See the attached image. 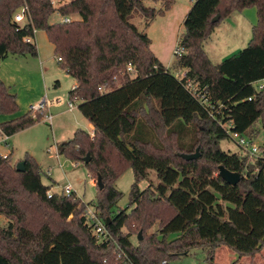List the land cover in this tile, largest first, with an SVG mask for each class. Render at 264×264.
I'll use <instances>...</instances> for the list:
<instances>
[{
  "label": "trees",
  "instance_id": "obj_1",
  "mask_svg": "<svg viewBox=\"0 0 264 264\" xmlns=\"http://www.w3.org/2000/svg\"><path fill=\"white\" fill-rule=\"evenodd\" d=\"M146 2L161 7H147ZM175 4L176 0H71L55 8L53 0H0V65L9 55L36 57L37 45L26 40L35 38L34 30L45 31L63 60L62 69L76 80L70 100L80 103L95 134L77 130L58 145V152L83 163L89 156L84 164L90 177L101 176L105 186L100 190L96 185L95 208L131 262L118 258L114 242L96 239L85 218L91 204L77 195L49 197L52 189L43 184L31 157L20 173L11 165V155L0 154V215L7 220L0 227V264H161L195 249L204 250L214 263L221 247L240 258L264 251V147L263 157L249 163L220 146L231 139L229 130L253 137L257 122L264 127V90L253 86L264 80V0H196L178 42L186 54L167 68L152 51L149 36L130 18L137 13L149 26ZM24 7L29 10L26 21L18 24L15 15ZM250 7L257 9L258 23L249 46L213 64L204 43L222 21ZM55 13L63 18L76 14L80 20L51 24ZM218 15L220 20L213 22ZM129 64L133 73L126 72ZM121 68L135 78L119 82ZM175 69L186 71L185 77H177ZM188 84L197 87L200 98ZM18 112L17 96L0 79V115ZM31 113L1 124L0 130L12 137L46 115ZM189 131L188 153L200 146L202 154L192 161L179 155L184 153L180 138ZM162 134L175 139V146L166 145ZM129 166L135 174L129 207L113 215L122 199L116 182ZM220 166L240 173L242 180L229 185L219 176ZM150 171L156 172L159 184L141 190L139 183L149 179ZM56 217L58 229L53 226ZM155 226L158 230L151 232ZM124 228H138L143 240L137 237L134 245Z\"/></svg>",
  "mask_w": 264,
  "mask_h": 264
},
{
  "label": "rangeland",
  "instance_id": "obj_2",
  "mask_svg": "<svg viewBox=\"0 0 264 264\" xmlns=\"http://www.w3.org/2000/svg\"><path fill=\"white\" fill-rule=\"evenodd\" d=\"M71 0H54L55 8L69 3ZM177 7L174 15L169 20L156 19L147 26V20L141 15L135 13L130 18L141 32L146 33L153 41L152 51L156 54L158 59L167 65L174 59V50L176 44L184 33V20L190 10H185V6L190 0H176ZM147 7H155L151 2H146ZM245 12V13H244ZM238 23L233 21L231 24L228 20L222 21L212 32L209 39L204 43V49L208 54L213 64L218 65L227 58L232 57L239 51L247 48L253 38V27L258 23V12L255 7L245 9L243 12L234 13ZM246 16V19L244 17ZM75 20L79 21L80 17L76 14L71 15ZM63 17L58 13L52 15L50 19L51 24L62 22ZM243 21V22H242ZM242 22V23H241ZM235 24V26H233ZM36 43L38 55L33 57L27 55L24 57L26 65V73L22 82L16 83L19 87L20 97L18 99L19 112L14 115H0L1 118L6 116L14 119L20 118L29 112L36 117L39 111L33 110L35 107L34 98L42 97L38 104L45 103L46 114L54 117L53 126L46 122V115L41 116L40 119L36 117V124L24 131H21L8 140V145L4 144L7 137L0 133V153L2 155L10 153L11 165L16 167L20 162L26 161L31 157L39 166L42 182L45 186L57 193L62 194L63 188L71 185L76 191V195L81 198L86 204H94L97 201L98 189L97 186L92 185L90 177V169L80 161H73L66 156L60 155L58 152V145L69 138H72V131L83 130L91 131L90 122L82 115L79 109V102L77 108L70 112L68 111V102L70 101L69 93L74 88L76 80L69 76L65 70L62 69L61 64L57 62V55L47 38L45 31H37ZM40 61H44V68L46 69L44 76L42 75ZM166 67V66H165ZM41 71V72H40ZM176 76L184 77L186 71L175 69L173 70ZM118 76L121 78L119 82L124 79H134L135 75L126 74L125 70L121 68ZM59 83V84H58ZM264 84V80L258 85ZM29 88V89H28ZM31 94V95H30ZM20 99H22L20 101ZM60 101L59 105L56 104ZM33 103V104H32ZM2 123L0 122V125ZM255 135L252 138L253 143L260 148L264 147V127L261 121L257 122L253 131ZM192 134L182 136L179 143V148L184 151L182 154H190L187 148L191 141ZM247 136V134L245 135ZM162 139L168 146H175V139H165L162 134ZM221 149L231 153L241 155V148L232 140H223L220 143ZM51 149V152L49 151ZM200 146L196 148L193 154H196ZM172 153V148H171ZM176 151V150H175ZM199 157V158H200ZM114 162H117L113 159ZM250 163L251 161L248 160ZM72 163H77L78 166L73 167ZM62 165V166H61ZM51 172L49 175L48 173ZM95 180V179H94ZM135 182V174L133 169L129 166L116 182V188L122 193V199L113 209V215L118 212L127 210L129 207V199L132 185ZM149 184L157 186L159 184L157 174L155 171H150L149 179L139 183L140 189H146ZM51 190V192H52ZM54 192H52L54 194ZM6 218L0 215V227L6 225ZM71 221V218L68 220ZM53 226L60 228V219H54ZM158 230V226L152 228L151 232ZM124 234L131 232V241L134 245L138 244L137 237L140 233L138 228H131V230L124 228ZM168 261V260H167ZM169 262V261H168ZM170 264H264V251L254 257L240 258L239 254L227 247L219 248L215 253L214 263L208 261V256L202 249H195L190 252L188 256L179 257L169 262Z\"/></svg>",
  "mask_w": 264,
  "mask_h": 264
},
{
  "label": "built area",
  "instance_id": "obj_3",
  "mask_svg": "<svg viewBox=\"0 0 264 264\" xmlns=\"http://www.w3.org/2000/svg\"><path fill=\"white\" fill-rule=\"evenodd\" d=\"M28 8L24 7L21 10L18 11V13L15 15V21L18 24L24 23L26 21V15L28 14ZM64 23H70L71 20L69 18H64L63 20ZM37 31L34 30V33H36ZM27 42H32L31 39H27ZM174 58L177 57H181L183 55L186 54V50L181 47L179 45V43L177 44L174 52ZM62 58L58 57L57 58V62L58 63H62ZM126 72L127 73H133L134 72V68L132 66V64H129L128 67L126 68ZM179 77V76H177ZM185 77V75H184ZM184 77L180 78L183 79ZM261 81L255 83L253 86L257 91H263L264 90V84L262 85H258ZM188 87L191 89L192 93L194 96H196L197 98H200V93L198 92V89L196 86L188 84ZM102 92L104 90L100 89ZM252 99L250 98L249 101H251ZM202 101L204 104L209 105L207 103V100L205 99V97L202 98ZM60 101L58 100L56 102L57 105H59ZM218 109H222V105H218ZM77 108L76 104L74 101H69L68 102V110L70 112L74 111ZM33 110L35 111H39V112H44L46 113V107H45V103L39 104L37 106H35L33 108ZM46 120L49 121L52 125V121H53V116L52 115H48L46 114ZM0 133H3L0 130ZM4 134V133H3ZM91 137H94V132L89 133ZM229 134L232 140H234L238 146L241 148V157H245L248 160H250V163L255 162L256 160H258L259 158L263 157V151L261 150L260 147H258L257 145H255L253 143V140L251 137L249 136H244V135H240L237 133H233L229 130ZM5 142H8V137L5 138L4 140ZM49 151L51 152V149H49ZM8 155H4V158H7ZM62 166V165H61ZM73 167L78 166L77 163H72ZM49 175L51 174V172L48 173ZM92 179V178H91ZM94 186L97 185V180H94ZM49 197H52L53 193L50 191L49 193ZM62 195H64L65 197H71L73 195H76V191L73 189V187L71 185H67L63 188V192ZM85 218H86V223L87 225L92 229L94 236L96 237V239H98V241L100 243H111L114 242L116 244V249H117V253H118V258L122 259L124 261H126V263H131L129 258L126 256V254H124L121 251L120 246L114 241V239L112 238L110 232L107 229V224L106 222L101 218L100 214L97 212L95 205H88L85 211ZM161 264H170L168 261L164 260Z\"/></svg>",
  "mask_w": 264,
  "mask_h": 264
},
{
  "label": "crops",
  "instance_id": "obj_4",
  "mask_svg": "<svg viewBox=\"0 0 264 264\" xmlns=\"http://www.w3.org/2000/svg\"><path fill=\"white\" fill-rule=\"evenodd\" d=\"M196 0H190L189 1V3L185 6V10H191V8H192V6H193V4H194V2H195ZM53 4H54V0H53ZM151 4L153 5V6H155V7H157V8H160L161 7V5L160 4H155V3H153V2H151ZM176 7H177V1H176V4L173 6V8L170 10V11H168V12H166V14L164 15V16H159V17H157L156 19H166V20H169L170 19V17H172V15H174V11H175V9H176ZM245 13V12H244ZM235 14H232L227 20L232 24L233 23V21H235L236 23H238V21H237V19L236 18H233V17H235L234 16ZM71 21L72 20H75L74 18H72L71 16L70 17H68ZM186 18V17H185ZM155 19V20H156ZM244 19H246V16L244 17ZM63 20H64V18H63ZM63 20H62V22H63ZM185 21V20H184ZM243 22V21H242ZM241 22V23H242ZM233 26H235V24H233ZM235 27H237V26H235ZM37 33V32H36ZM36 33H35V36H36ZM151 39V38H150ZM151 41H152V39H151ZM32 42H34L36 45H37V43H36V37L32 40ZM178 42H179V40H178ZM178 44V43H177ZM177 44H176V46H177ZM52 45V44H51ZM152 46H153V41H152V45H151V48H152ZM52 47H53V45H52ZM53 49H54V47H53ZM156 55V54H155ZM156 57H158L157 55H156ZM160 60V59H159ZM161 61V60H160ZM174 62H175V58L174 59H172L167 65H165V63L164 62H162L161 61V63L164 65V66H166L167 68H171L172 66H173V64H174ZM44 64H45V62L44 61H40V66H41V71H42V75L44 76V73H45V71H46V69L44 68ZM26 65H25V60H24V57H19V56H13V55H9V57L5 60V61H3L2 63H1V65H0V79L5 83V85L9 88V90H10V92L12 93V94H15L18 98L20 97V94H19V87L17 86V84L16 83H19V82H22V80H23V78L25 77V73H26ZM40 71V72H41ZM59 84V83H58ZM76 84L77 83H75V85H74V88L76 87ZM73 88V89H74ZM29 89V88H28ZM72 89V90H73ZM31 95V94H30ZM42 99V97H36V98H34V103L36 104L35 106H37V105H39L38 103L40 102V100ZM22 99H20V101H21ZM17 101H18V99H17ZM75 102V104H76V106H77V101H74ZM33 104V103H32ZM80 104V103H79ZM78 107V106H77ZM69 111V110H68ZM73 112V111H72ZM14 116H12V117H9V116H6L5 118H1L2 119V121H0L2 124L3 123H6V122H9V121H11V120H14ZM46 122L47 123H49V124H51L49 121H47L46 120ZM53 122H54V117H53V121H52V125L51 126H53ZM91 128H92V130L91 131H88V133H91V132H94V128H93V126L91 125ZM76 131H72L71 133H72V135H74V133H75ZM73 137V136H72ZM9 138L10 137H8V140H9ZM70 139V138H69ZM4 144L5 145H7V146H9L8 145V142H5L4 141ZM1 154V153H0ZM2 155V154H1ZM4 155H12V154H10V153H7V154H4ZM4 155H2V156H4ZM92 182V185L94 184V181L92 180L91 181ZM52 192H54L53 190H52ZM55 193V192H54ZM6 225H7V221H6ZM5 225V226H6Z\"/></svg>",
  "mask_w": 264,
  "mask_h": 264
},
{
  "label": "water",
  "instance_id": "obj_5",
  "mask_svg": "<svg viewBox=\"0 0 264 264\" xmlns=\"http://www.w3.org/2000/svg\"><path fill=\"white\" fill-rule=\"evenodd\" d=\"M219 20H220V16L218 15L213 19V22H218ZM179 155L181 158H183L186 161L196 160L200 157L199 149H197L196 154H179ZM89 162H90V158L88 156L84 159V163L88 164ZM16 169L17 172L24 173L26 171L25 162L23 161L18 163ZM219 176L222 178V180H224L226 183H228L231 186H236L242 180V176L240 173L231 172L223 166L219 167ZM97 186L99 187L100 190H103L105 187L101 176H99L97 179ZM138 240L139 241L143 240L142 232L139 233Z\"/></svg>",
  "mask_w": 264,
  "mask_h": 264
}]
</instances>
